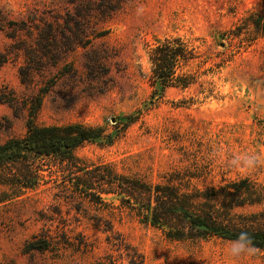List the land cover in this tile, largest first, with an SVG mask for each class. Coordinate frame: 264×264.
<instances>
[{"label":"rangeland","instance_id":"obj_1","mask_svg":"<svg viewBox=\"0 0 264 264\" xmlns=\"http://www.w3.org/2000/svg\"><path fill=\"white\" fill-rule=\"evenodd\" d=\"M264 0H0V143L38 125H101L113 142L75 154L159 181L189 168L197 186L249 178L264 183ZM180 37L201 72L188 88L152 94L148 52ZM40 100V103H38ZM137 115L126 128L119 117ZM254 153L247 170L227 166ZM37 188L0 197V260L11 264H264V250L233 259L232 240H173L111 195L109 205L69 200L58 167ZM7 187L0 184V192ZM68 197V198H66ZM264 206L235 207L264 227ZM34 235L44 250H25Z\"/></svg>","mask_w":264,"mask_h":264},{"label":"trees","instance_id":"obj_2","mask_svg":"<svg viewBox=\"0 0 264 264\" xmlns=\"http://www.w3.org/2000/svg\"><path fill=\"white\" fill-rule=\"evenodd\" d=\"M255 34L264 31V23L252 20ZM149 76L152 94L168 87L188 88L196 83L199 73L186 67L196 52L180 37H165L150 48ZM40 103V100H38ZM31 110L22 136L0 143V184L7 187L3 197H18L45 182L47 165L57 166L63 180L60 187L70 193L69 200H88L109 205L103 196L111 195L141 221L160 229L173 240H204L213 236L233 240L240 231H247L255 248L264 250V227L247 225L248 217L238 222L235 207L245 204L264 206V183L249 178L227 180L222 184L197 186L195 174L189 169L167 171L159 181L144 180L135 175L119 173L108 162L86 163L75 150L86 142L108 145L113 134L101 125L68 123L38 125ZM137 119L128 114L115 124L126 128ZM0 197V201L4 198ZM264 212V209L257 214ZM247 221V222H246ZM49 246L46 236L34 235L25 250H44ZM0 264H11L3 262Z\"/></svg>","mask_w":264,"mask_h":264},{"label":"clouds","instance_id":"obj_3","mask_svg":"<svg viewBox=\"0 0 264 264\" xmlns=\"http://www.w3.org/2000/svg\"><path fill=\"white\" fill-rule=\"evenodd\" d=\"M226 164L237 170L252 169L259 164V157L254 153L237 154L228 159ZM255 252L252 238L247 231H240L227 248V255L233 259L251 256Z\"/></svg>","mask_w":264,"mask_h":264}]
</instances>
